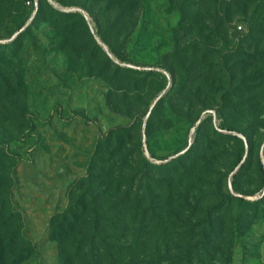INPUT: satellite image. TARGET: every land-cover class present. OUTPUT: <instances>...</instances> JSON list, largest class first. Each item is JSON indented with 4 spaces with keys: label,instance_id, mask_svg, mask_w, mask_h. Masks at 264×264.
Masks as SVG:
<instances>
[{
    "label": "rangeland",
    "instance_id": "374dc122",
    "mask_svg": "<svg viewBox=\"0 0 264 264\" xmlns=\"http://www.w3.org/2000/svg\"><path fill=\"white\" fill-rule=\"evenodd\" d=\"M260 164L264 0H0V238L33 243L19 264H59L63 217L123 196L147 218L136 240L140 216L106 225L119 245L264 264Z\"/></svg>",
    "mask_w": 264,
    "mask_h": 264
},
{
    "label": "trees",
    "instance_id": "16d2710c",
    "mask_svg": "<svg viewBox=\"0 0 264 264\" xmlns=\"http://www.w3.org/2000/svg\"><path fill=\"white\" fill-rule=\"evenodd\" d=\"M252 148L253 145L250 144V149ZM260 170L264 176L262 164H260ZM121 187V185L117 187L118 192L121 191ZM102 208L96 205L95 209L90 212L85 211L86 208H84L82 213L63 217L53 233V239L60 245L59 264H204L203 258L206 259L207 251L203 250L204 254L194 246L187 250H179V255L169 253L162 255V251L158 249L148 251L144 246L115 243L123 236L118 237L119 231L116 228L117 231L113 234L107 233L106 225L117 226L118 223L126 221L128 214L132 215L130 222L136 224L140 216L139 230L135 234L131 233L133 240H136L143 221L147 218V209L137 207L136 215H133L136 209L129 211L130 203L127 196L120 197L111 203L110 209L113 213L103 214ZM4 236L5 240L10 238L8 235ZM124 237H127L126 233ZM11 240L12 242L9 241L4 246L2 245L4 240L0 238V264H19L34 250L33 243L21 232ZM16 243L18 248L12 251ZM196 260L199 263H196Z\"/></svg>",
    "mask_w": 264,
    "mask_h": 264
}]
</instances>
